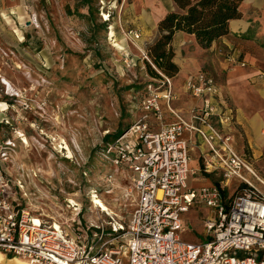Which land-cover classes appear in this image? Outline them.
Returning a JSON list of instances; mask_svg holds the SVG:
<instances>
[{
	"label": "rangeland",
	"instance_id": "obj_1",
	"mask_svg": "<svg viewBox=\"0 0 264 264\" xmlns=\"http://www.w3.org/2000/svg\"><path fill=\"white\" fill-rule=\"evenodd\" d=\"M142 1L0 0V149L9 157L4 165L12 183L22 185L17 197L29 209L64 221L72 217L67 205L74 200L87 221L98 209L97 190L109 213L130 218L133 184L103 150L108 135L135 121L141 95L154 82L152 71L158 73L152 54L164 33ZM244 2L246 32L210 48L192 36L174 44V37L171 47L173 61L196 65L187 74L205 70L219 81L238 112L237 148L264 179V142L251 125L253 119L264 123V8L246 9ZM129 31L140 38L126 36ZM233 55L234 63L228 60ZM174 77L183 95L178 81L186 75L179 68ZM191 103L182 96L176 107L186 111ZM110 174L113 183L106 180ZM241 191L231 189L229 201ZM211 214L202 206L183 214L182 240L205 241Z\"/></svg>",
	"mask_w": 264,
	"mask_h": 264
},
{
	"label": "built area",
	"instance_id": "obj_2",
	"mask_svg": "<svg viewBox=\"0 0 264 264\" xmlns=\"http://www.w3.org/2000/svg\"><path fill=\"white\" fill-rule=\"evenodd\" d=\"M126 36L140 38L136 31ZM125 61L133 62L128 51ZM158 73L141 95L135 121L104 144L105 159L133 184L130 218L98 208L86 221L74 200L64 221L29 209L0 149L1 253L46 264H124V258L129 264H264V179L233 144L235 110L222 100L216 78L201 70L183 84V93L199 104L183 112L175 106L181 94L174 77ZM194 135L207 147L200 171L213 178L200 188L188 183L198 172L190 167ZM106 180L113 183L114 175ZM233 188L242 191L229 201ZM197 206L212 213L205 241H183L182 215Z\"/></svg>",
	"mask_w": 264,
	"mask_h": 264
},
{
	"label": "trees",
	"instance_id": "obj_3",
	"mask_svg": "<svg viewBox=\"0 0 264 264\" xmlns=\"http://www.w3.org/2000/svg\"><path fill=\"white\" fill-rule=\"evenodd\" d=\"M242 1L176 0L178 10L168 13L159 21V29L164 34L155 45L152 54L158 70L169 77H174L179 72V66L173 61L175 54L171 47L177 32L194 35L202 48H210L216 40L228 35L231 32L230 22L242 17L240 10ZM152 74L153 78L160 77L159 73L154 71ZM122 130L114 136L108 135L105 143Z\"/></svg>",
	"mask_w": 264,
	"mask_h": 264
},
{
	"label": "crops",
	"instance_id": "obj_4",
	"mask_svg": "<svg viewBox=\"0 0 264 264\" xmlns=\"http://www.w3.org/2000/svg\"><path fill=\"white\" fill-rule=\"evenodd\" d=\"M142 2L145 4L144 10H145L146 13H151V14L156 15L158 17L157 18L158 19L157 22L160 21L162 18H164L168 13L178 10V6L176 4V0H143ZM261 3H262V0H245L244 7L246 9L247 8L250 9V8H254V7H262V8H264V4H262V6H260ZM244 14H245V12H244ZM249 28H250V20L247 17V15H244L242 19L240 18V19H237V20H232L230 22L231 33L226 35V36H223V37L219 38L218 42L221 43V42L228 41V40L232 39L233 33H243V32H246ZM190 36H192L193 39L196 41L194 35H189V34H186L184 32L179 31V32H177L175 34V42H174V44L175 43H179L180 41H188V40H190ZM231 57H234V55L231 56ZM174 62L180 68V76L186 75V78L183 80V82L182 81L180 82V80L178 81L179 85H181V83H182V86H180V87L183 89V84H184L185 80L187 79V77L190 76V75L196 74L199 71L197 70L194 73L187 74L189 72L195 71L196 70V65L192 66L189 62L188 63L187 62L183 63L180 59H175ZM181 63H182V66H181ZM208 73H210V72H208ZM211 75H213V74H211ZM174 81H175V77H174ZM218 83H219V81H218ZM219 85H220V83H219ZM175 88L178 91V86L176 85V82H175ZM182 96H183V98H189L192 101L191 105L188 106L189 109L191 107L199 104L198 100H196V99H194L192 97L186 96L184 93H183V95H181V97ZM221 97H222V100H224V102L226 103V105H228L229 107H231V108H233L235 110L236 122H235V125L233 127V135H234L233 144H234L235 148L237 149V151L239 152V150L237 148V143H236V132H237V128L236 127H237V125H240L239 119H238V112H237V109H235L233 103L231 102L229 96L223 91V89H222V92H221ZM176 102H175V106H176ZM177 109H179V108H177ZM189 109H187L186 111L182 110V109H180V110H182L183 112H188ZM169 121H171V118L169 119ZM251 125H252V129L256 133V135H257V133H262L261 131L264 128V123L262 121L260 122V121H258V119L257 120L253 119V120H251ZM157 127H158V125L156 126V128ZM188 136L189 135H186V137H188ZM190 145H191V159H192L191 163H190V167L193 170L198 171V172L195 175H190L189 181L191 179H194L195 177H199L200 178V175H203L206 178L203 181H199V182L197 181L198 184H196V182H193L192 184H190L189 181H188V183H189L190 186H192L194 188H200V187L205 186V185H210L211 183H213V178L210 175L205 174V173L200 171V169L202 167V164H203V160H204V154L207 152V147L195 135L193 136V138H192V140L190 142Z\"/></svg>",
	"mask_w": 264,
	"mask_h": 264
},
{
	"label": "bare ground",
	"instance_id": "obj_5",
	"mask_svg": "<svg viewBox=\"0 0 264 264\" xmlns=\"http://www.w3.org/2000/svg\"><path fill=\"white\" fill-rule=\"evenodd\" d=\"M113 33L114 32L112 31L111 34L113 35ZM118 46L121 47V45H118ZM8 87L10 88L11 85L9 84ZM256 136L259 141L264 142V133L263 134L257 133ZM70 154H71V151H70ZM94 194L95 195H93V197H95V205L98 206V208H102L103 211H107V212L111 211L108 205L105 203V201H103L102 199H99L96 192ZM110 214H114V213L110 212ZM0 264H46V263L37 261L35 259L24 258V257H8L4 253L0 252Z\"/></svg>",
	"mask_w": 264,
	"mask_h": 264
}]
</instances>
